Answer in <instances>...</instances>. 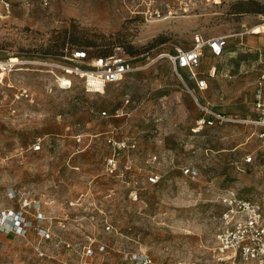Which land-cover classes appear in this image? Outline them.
Segmentation results:
<instances>
[{
    "label": "rangeland",
    "instance_id": "rangeland-1",
    "mask_svg": "<svg viewBox=\"0 0 264 264\" xmlns=\"http://www.w3.org/2000/svg\"><path fill=\"white\" fill-rule=\"evenodd\" d=\"M263 16L264 0H0V63L20 61L0 69V215L22 208L10 188L42 204L24 212L26 232H0V264H78L89 244L88 264H232L213 247L219 196L233 188L264 213V157L243 163L257 150L250 126L196 128L204 105L229 116L250 112L252 76L236 61L253 53L222 59L206 51L199 70L216 69L206 90H193L198 101L187 71L160 54ZM70 47L120 52L138 69L104 92L86 91L75 75L63 90L54 75L64 71L46 56ZM107 134L135 143L117 151L113 173L105 168ZM186 166L198 169L194 179L182 175ZM153 172L157 183L148 179ZM38 212L53 216L43 236Z\"/></svg>",
    "mask_w": 264,
    "mask_h": 264
},
{
    "label": "built area",
    "instance_id": "built-area-1",
    "mask_svg": "<svg viewBox=\"0 0 264 264\" xmlns=\"http://www.w3.org/2000/svg\"><path fill=\"white\" fill-rule=\"evenodd\" d=\"M208 1L217 3L227 0ZM262 19L261 23L245 27L234 34L205 38L197 35L188 48H177L173 52L161 53L160 56L167 57L176 70L187 71L186 79L193 84V88H187L198 101L193 94V90H206L208 87V76L212 77L215 73V68L209 70V74L199 70L205 52L208 51L216 57L222 56L225 54L231 38H236V40H239L238 44L243 45L242 38L245 35L264 33V16ZM257 26L262 27L259 30H255ZM62 58L64 61L52 62V65H58L64 71V75H54L58 87L63 90L72 86L71 75H75L82 80L86 91L98 92L108 84L122 81L128 74L138 69L131 61V58L120 52L96 56L89 55L83 49H72L69 51L66 48ZM19 62L10 59V61L2 63L0 69L6 72L10 71ZM253 64L254 66L251 69L256 73V77L250 93V112L229 116L204 105L200 108L207 115L197 120L196 128L222 125L228 122L252 127L251 135L257 139V150L255 155L252 152L242 157L244 164L254 163L257 158L261 159L264 157V56L262 49L257 48V56L254 58ZM64 78H67L70 83L64 84ZM181 79L184 81L182 77ZM24 93L26 94V92ZM101 115L106 116V112L102 111ZM117 115L118 113H116ZM43 139V137L36 139L32 146L33 150L41 149ZM107 142L112 146L113 152L107 157L105 168L107 172L113 173L117 170L119 163L117 151L122 148H134L135 143L116 139L111 134H107ZM154 158L156 157L154 156ZM182 175L194 179L198 175V169L186 166L182 168ZM148 179L151 183H157L160 179V174L153 172ZM7 195L10 199H17L22 208L17 211L7 210V213L0 215V232H26L32 223L27 219L24 212L32 208L40 210L42 206L40 200L36 197L30 198L26 192L14 191L12 188L7 190ZM219 202L224 206V211L219 217L220 222L213 235V247L219 259L221 261L230 260L232 264H264V213L261 203L254 198L239 195L233 188L226 189L220 194ZM37 215L36 219L39 222L37 223L38 227H36L37 234L40 236L46 235L48 233V229L45 228L46 221L50 223L53 216H45L41 212H38ZM106 228L108 229L110 226L107 225ZM103 249L104 247L101 246V250ZM93 254L94 249L91 245L85 246L84 259L78 264H88ZM117 264L127 263L120 261Z\"/></svg>",
    "mask_w": 264,
    "mask_h": 264
},
{
    "label": "crops",
    "instance_id": "crops-1",
    "mask_svg": "<svg viewBox=\"0 0 264 264\" xmlns=\"http://www.w3.org/2000/svg\"><path fill=\"white\" fill-rule=\"evenodd\" d=\"M242 40H243V45H239L238 44L239 40H236V43L234 45L235 48H233V50L235 52L232 53V52L228 51V49L226 48L225 52H227V51L228 52L225 53L222 56H217V58L227 59L226 57H230V59H233V58L240 57V55L239 56L235 55L236 52L237 53H246L247 54L250 51L251 53H253V56L246 55L247 56L246 58H241V60L239 62L236 61L237 65H239V67H240L239 72L245 73V74H250V76H252V81L250 82V86H251L250 93H251L252 84H253V82L255 80V77H256V73L254 71H252L251 68H253V66H254V64H253L254 58L257 56V48H260V49L263 50V56H264V33L255 34V35H245L242 38ZM228 54H229V56H227ZM221 65H223V67L224 66H228V63L225 62V63H223ZM210 67H214V65L211 64ZM250 106H251V103H250ZM245 114H247V113H245Z\"/></svg>",
    "mask_w": 264,
    "mask_h": 264
},
{
    "label": "trees",
    "instance_id": "trees-1",
    "mask_svg": "<svg viewBox=\"0 0 264 264\" xmlns=\"http://www.w3.org/2000/svg\"><path fill=\"white\" fill-rule=\"evenodd\" d=\"M243 1V0H241ZM69 51H71L72 49H81V47H75V48H67ZM64 55V51L62 50L61 53L59 54H56V55H49V56H46L48 57L47 60L51 61V62H55V61H64V59L62 58V56ZM104 55V54H103Z\"/></svg>",
    "mask_w": 264,
    "mask_h": 264
},
{
    "label": "bare ground",
    "instance_id": "bare-ground-1",
    "mask_svg": "<svg viewBox=\"0 0 264 264\" xmlns=\"http://www.w3.org/2000/svg\"><path fill=\"white\" fill-rule=\"evenodd\" d=\"M260 27H262V26H260ZM260 27L257 26V27L255 28V30H259ZM12 61H15V60L12 58ZM0 66H1V63H0ZM63 83L68 84L67 80H63ZM103 90H104V89H102L101 92H102ZM98 92H100V91H98ZM103 92H104V91H103Z\"/></svg>",
    "mask_w": 264,
    "mask_h": 264
}]
</instances>
